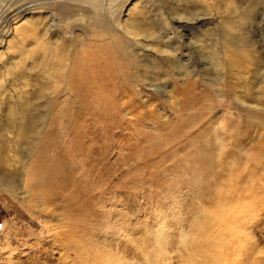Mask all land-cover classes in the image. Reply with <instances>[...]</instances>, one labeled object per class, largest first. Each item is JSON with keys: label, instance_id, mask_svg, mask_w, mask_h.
I'll return each mask as SVG.
<instances>
[{"label": "rangeland", "instance_id": "374dc122", "mask_svg": "<svg viewBox=\"0 0 264 264\" xmlns=\"http://www.w3.org/2000/svg\"><path fill=\"white\" fill-rule=\"evenodd\" d=\"M29 1L0 0L14 63L0 99L27 97L32 128L0 137L16 180L0 189V264H264V0ZM129 18L154 43L130 40ZM199 114L207 139L247 130V184L225 206L165 140Z\"/></svg>", "mask_w": 264, "mask_h": 264}, {"label": "bare ground", "instance_id": "6f19581e", "mask_svg": "<svg viewBox=\"0 0 264 264\" xmlns=\"http://www.w3.org/2000/svg\"><path fill=\"white\" fill-rule=\"evenodd\" d=\"M28 5L31 6V8L29 9L33 12L37 9H41V5L43 4L40 2V0H37L32 2L29 1ZM1 8H3V6H0V9ZM25 13L27 14V12ZM32 17L35 18L36 15H33ZM36 18H30L26 21V23L14 29L16 40L8 43L7 50L13 51L16 54L19 53L17 58L22 57L20 55L21 48L23 47L24 42L28 40V34L30 33L29 27L39 28V26L42 25L41 21L39 19L37 21ZM91 19L89 17L88 20ZM140 21L143 22L139 23ZM123 24L125 25L127 31L126 35L128 36V38H130V40L132 37L134 39L133 41H136L137 43H139L142 39H146L154 43L153 38L155 36V31L151 27L144 24V19L135 21L134 19L132 20L131 18H129L125 20ZM0 39L2 38L0 37ZM22 52L24 51L22 50ZM27 52L31 53L30 51ZM4 56L5 54L0 52L1 69L5 73H8L10 71L11 65L14 63L9 64L8 61L5 62ZM24 56L26 57V55ZM43 67L44 70H47L46 65L43 64ZM27 101V97L23 96L22 94H19L16 97L15 101L9 98L1 97L0 137L7 136L8 139H11V137H13L15 138V142H18L28 131L32 129L29 122V116L26 111L27 109L25 108V106L27 105ZM207 126V119L204 115L199 114L198 116H194L193 118H191L189 124L186 123V125H182V127H185L186 129L181 128L179 125L172 133H167L165 136V140L172 149L175 148L174 150H179L180 148L186 146V148L184 147L186 149V151L184 150L185 154L182 157V160L187 161V164H189L186 166V172L196 177L203 189L213 188V190L217 192L216 198L212 197L213 200L211 203H215V205L218 204L217 206H225L230 200L229 196H231V193L241 189L244 185L246 186L247 184V171L244 161L245 158L243 156V151L246 147L245 137L247 134V130H245L244 128H237L235 134L230 133L229 131L222 132L221 130H217L216 132H214L216 133V135L210 133L211 137L207 139V137H205V131H200V129H202L203 127L205 128V130H208ZM221 134H223L224 136L223 143L221 141L222 144L215 140V138H218V136H221ZM13 140L11 139L10 141ZM189 142H193V145H189ZM1 149L2 148L0 147V189L12 188L16 180L14 179L15 181H13L11 179V164H8V159H4L1 157ZM230 158H236V164L230 163ZM255 161L256 160H254V162L252 163V166L254 169H259L260 164ZM14 172L15 173L13 174L19 175L20 177L19 168L15 167ZM209 229L210 228L207 225H203L200 228L196 240L198 245H204V238L207 239V236H205V232H208ZM221 243L222 245L224 244L223 242ZM162 253L163 248L161 250V254Z\"/></svg>", "mask_w": 264, "mask_h": 264}]
</instances>
